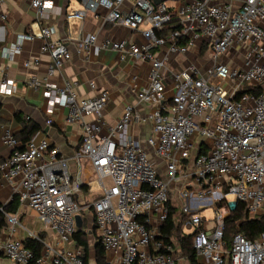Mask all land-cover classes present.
Masks as SVG:
<instances>
[{"label": "built area", "instance_id": "2783aa9c", "mask_svg": "<svg viewBox=\"0 0 264 264\" xmlns=\"http://www.w3.org/2000/svg\"><path fill=\"white\" fill-rule=\"evenodd\" d=\"M54 1L30 0L37 23L60 16ZM82 2V9L66 11V22L103 16L107 23L141 33L142 42L106 40L99 49L151 65L148 86L136 91L138 104L148 112L129 104L116 124L106 126L107 91L79 99L73 82L49 89L68 110L67 122L81 125L77 157L90 161L103 194L91 204L76 201L69 162L60 150L33 139L20 150L11 132L5 143L12 154L0 163L2 178L59 244L74 241L76 217L92 209L100 244L120 264H177L178 246L160 231L172 206L182 216V235L193 236L199 264H264V233L254 240L238 233L230 246L225 238L226 222L239 203L251 220L264 218V0H190L172 10L153 0ZM173 15L180 28L169 30ZM54 33L46 26L23 36L12 54L21 52L25 40H45L42 50L51 56L48 73L53 75L72 58L65 42L50 41ZM96 42L97 35L88 34L78 46L88 51ZM198 46L211 54L205 68L190 63L167 71L169 56L187 55ZM237 49L243 53L240 65L221 62ZM161 50L162 57L157 55ZM31 84L37 86L35 80ZM0 85L10 83L0 77ZM146 123L152 132L145 142L126 135L130 126ZM208 206L212 218L201 215ZM6 222L14 231L18 215L7 214ZM0 255L15 264H84L82 250H59L43 242L36 257L24 241L12 238L0 242Z\"/></svg>", "mask_w": 264, "mask_h": 264}, {"label": "crops", "instance_id": "0c3cea01", "mask_svg": "<svg viewBox=\"0 0 264 264\" xmlns=\"http://www.w3.org/2000/svg\"><path fill=\"white\" fill-rule=\"evenodd\" d=\"M188 1L190 0L170 1L167 6L176 9ZM82 5V0H55L53 10H60V16L55 15L49 20L37 23V16L30 6V0H0V77L10 83V86L0 85V163L12 154V149L5 143L6 134L11 132L19 136L24 121L35 123L39 126V131L33 136V140L36 142L47 140L51 147L58 148L68 159L74 198L85 205L91 204L103 192L98 189L97 173L90 161L77 157L82 143L81 125L67 122L68 110L48 94L49 89L62 88L67 81L73 82L79 99L94 98L107 91L109 98L102 112V119L106 126H111L120 120L129 104L142 114L148 112L146 106L138 104L136 91L148 86L152 67L148 62L135 61L127 55L123 61L121 59L123 54L117 51L99 49L106 40L142 42L143 38L139 31L135 32L121 25L107 23L103 16L95 19L92 15H88L83 22L78 20L66 22L64 19L66 11L80 10ZM130 7L131 4L128 2L122 8L126 11ZM46 26L55 29L50 41L65 42L72 55L71 60L53 75L48 73L51 56L42 50L45 40L39 38L25 40L21 52L12 54V47L21 37L30 33L38 34L40 28ZM88 34H96L97 42L90 50L84 51L79 48L78 41ZM163 52L158 51L157 55L162 57ZM203 52L205 54L207 50L198 46L190 49L187 55L169 56L167 71H178L190 63L205 68L210 63L209 60L201 65L198 63L199 57L204 55ZM228 59L223 57L221 62L227 63ZM35 60H39V65L34 64ZM26 62H30L31 65L26 67ZM32 80L36 81V87L31 84ZM167 82L169 83V80ZM91 83L94 87H91ZM49 120L51 124L48 125ZM151 132V125L146 123L130 126L126 135L145 142ZM93 184L97 186V194L88 201L87 195L92 192ZM105 184L108 187L110 180L106 179ZM14 197L18 198L19 206L15 213L10 214L18 215L19 225H16L12 231L6 222V227L0 234V242L9 238L24 242L33 239L42 245L41 253L43 242L51 243L59 250H82L77 246L75 239L72 243L59 244L56 235L38 219L36 212L20 203L19 197L14 194L13 186L4 180L0 173V205H9ZM79 216L81 239L88 244V264H98L101 248L94 212L92 209L85 210ZM177 249L179 252L180 249L178 247ZM102 253L106 264H120L117 257L105 251ZM176 256L177 264H190L183 256ZM0 264L15 263L0 255Z\"/></svg>", "mask_w": 264, "mask_h": 264}, {"label": "trees", "instance_id": "16d2710c", "mask_svg": "<svg viewBox=\"0 0 264 264\" xmlns=\"http://www.w3.org/2000/svg\"><path fill=\"white\" fill-rule=\"evenodd\" d=\"M154 2L156 0H153ZM162 2L168 3L167 0H161ZM172 10V9H170ZM173 20L168 26L169 30L179 29L180 26L177 23L176 17L173 15ZM39 131V126L35 123H28L24 121L23 130L19 136L14 135L17 142H19L20 150H24L30 141L33 139V136ZM19 202L18 198L14 197L12 202L9 205H0V234L3 229L6 227V215L10 213H15L18 210ZM182 216L178 212V208L172 207L170 210L169 218L165 223L164 227L161 229L163 238L168 240V242L175 243L180 249L179 252H176V255H185L190 264H198L197 255L193 248V236L192 235H182ZM143 221V219H141ZM244 234L248 239L254 240L261 236L264 233V218L259 219H250L248 217V212L246 210V205L244 203H239L237 209L231 214L226 222V231L225 238L228 243L233 237L238 234ZM82 231L77 229L74 234V239L77 242V246L81 247L83 250V260L84 264H88L87 252L88 244L86 241L81 239ZM232 241V240H231ZM25 244L28 248L32 249L36 257H39L42 250V245L33 239H28L25 241ZM101 250L98 255V264H106L105 256L102 253L104 248L99 244Z\"/></svg>", "mask_w": 264, "mask_h": 264}, {"label": "rangeland", "instance_id": "374dc122", "mask_svg": "<svg viewBox=\"0 0 264 264\" xmlns=\"http://www.w3.org/2000/svg\"><path fill=\"white\" fill-rule=\"evenodd\" d=\"M168 3H170V1H168ZM204 54V52L202 53V55ZM208 53L206 52L203 56H201V57H199V61H198V63L201 65V64H203L204 63V61H210L211 60V54H208V56H207V59H206V55H207ZM228 58H230V60L228 61V64L229 65H233V64H235V63H237V65H240L241 63H242V58H243V53H242V51L240 50V49H237V50H233V51H231V53H229V55L227 56ZM110 186V185H109ZM108 186V187H109ZM97 194V186H96V184H93V186H92V192L89 194V195H87V200L88 201H91V199L95 196ZM171 197H173L172 195H171ZM228 200H234L235 198H234V196H232V195H228ZM202 216H205V217H208V218H212V216H213V209H212V207H210V206H208V207H206V209L202 212V214H201ZM185 233L186 234H191L192 233V231H190V230H185ZM232 240V239H231ZM231 240L229 241L230 243H229V246H230V244H231ZM230 248V247H229ZM183 256V255H182ZM184 257V260L186 261L187 260V258L185 257V255L183 256Z\"/></svg>", "mask_w": 264, "mask_h": 264}, {"label": "water", "instance_id": "95a60500", "mask_svg": "<svg viewBox=\"0 0 264 264\" xmlns=\"http://www.w3.org/2000/svg\"><path fill=\"white\" fill-rule=\"evenodd\" d=\"M167 1H180V0H167ZM200 1H202V0H200ZM161 2H162L161 0L155 1L156 4H159ZM76 223H77V229H80L81 228V222H80V216L79 215L76 217Z\"/></svg>", "mask_w": 264, "mask_h": 264}]
</instances>
